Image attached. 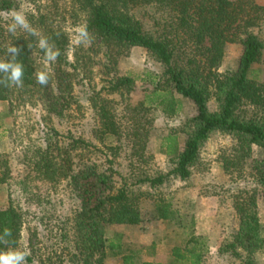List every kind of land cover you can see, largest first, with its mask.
Listing matches in <instances>:
<instances>
[{
    "label": "trees",
    "instance_id": "1",
    "mask_svg": "<svg viewBox=\"0 0 264 264\" xmlns=\"http://www.w3.org/2000/svg\"><path fill=\"white\" fill-rule=\"evenodd\" d=\"M26 1L30 5L25 14L28 21L49 38L60 56L55 62H47L37 46V37L20 28L14 34L7 31L10 23L3 13L18 9L20 4L19 0H0V59H8L6 50L15 45L21 48L16 59L24 66L23 87L0 86V102L7 101L11 108L36 105L48 120L62 119L81 106L75 89L87 81L91 88L87 100L96 120L94 136L114 157L125 146L129 149L131 176L117 172L119 184L114 168L103 170L90 160L88 155L99 149L96 144L81 136H64L54 127L43 143L30 147L26 154L35 178L48 180L53 186L68 180L79 201L72 218L76 250L72 264H107L108 259L118 257L129 264L132 256L124 252L123 233L109 235V227L139 225L146 195L139 187L161 185L170 174L188 179L215 131L236 140L229 154L222 157V168L232 173L247 163L257 184L235 194L238 226L220 247V254L239 257L245 264H262L255 255L264 252L259 208L264 192V156L257 155L255 146L264 151V81L253 74L264 50V41L256 32L264 24V4L257 0ZM144 6H153L162 14L157 28H146L137 17L135 10ZM82 26L91 36L87 46L77 45L72 38L73 30ZM232 42H241L243 51L234 66L221 72L226 47ZM135 46L153 56L162 71L143 76L123 74L120 58ZM45 70L51 74L46 87L35 79L38 71ZM213 95L216 110L209 106ZM183 98L192 101L197 112L163 138L162 149L172 163L171 170L157 175L144 169L137 171L139 164L148 163L152 157L148 147L157 112L178 114ZM181 133L186 136L183 146ZM110 137H115L117 144H107ZM1 167L0 184L8 179L7 160L0 162ZM151 217L189 227L188 215L177 214L172 203L163 199L156 203ZM23 224V212L13 202L0 208V233L5 228L12 230L11 247L18 246ZM195 234L192 232L183 245L173 248L179 264H202L205 242ZM4 248L0 244V250Z\"/></svg>",
    "mask_w": 264,
    "mask_h": 264
},
{
    "label": "rangeland",
    "instance_id": "2",
    "mask_svg": "<svg viewBox=\"0 0 264 264\" xmlns=\"http://www.w3.org/2000/svg\"><path fill=\"white\" fill-rule=\"evenodd\" d=\"M264 4V0H257ZM19 8L3 13L12 23L11 13L29 10L26 0H19ZM137 17L146 28L159 26L162 14L153 6L139 7L135 10ZM78 30V29H77ZM72 38L76 42L77 31L73 30ZM264 41V24L256 29ZM243 51L241 42L229 43L220 71L224 72L234 66ZM72 54V50L70 52ZM72 58V57H71ZM119 68L123 74L143 76L146 72L160 73L162 65L142 47H132L120 58ZM258 80L264 81V50L262 59L254 66V74ZM98 81V80H97ZM144 82L139 81V86ZM90 86L87 81L76 86L75 94L80 107H75L71 115L53 120L45 118V111L36 105H19L11 108L7 101L0 102V162L7 160L9 175L6 182L0 184V208L10 202L22 210L24 224L18 248L26 249L30 255L27 264H72L74 252L72 218L80 207L74 197L68 180L53 186L42 178H35L31 173L29 159L26 154L30 147L41 144L44 137L57 129L64 136L83 137L92 141L99 149L89 154L90 160L97 162L101 169L114 168L119 175L131 176L129 149L125 146L117 157L108 150L93 134L96 120L89 101ZM183 107L173 116H167L160 110L157 112L155 129L150 138L148 163L139 164V170L148 173L167 174L172 163L163 152V138L173 129H180L181 123L194 115L196 106L189 99L183 98ZM209 106L217 109V102L212 96ZM185 134H180L182 146ZM117 144L115 137L105 141ZM124 142V141H123ZM235 138L221 131H215L204 144L197 163L192 168L191 176L183 180L170 174L161 185L150 187L140 186L145 192L142 199L143 220L137 226L113 225L109 227V235L115 232L124 235V252L132 256L129 264H179L173 255V248L183 245L192 232L200 235L204 242L202 264H245L239 257L231 254H220V247L232 238L238 226V214L233 206L236 193L243 188L257 186L253 171L249 164L237 166L232 173H227L221 165L222 157L229 154L235 144ZM258 156L263 157L264 151L255 146ZM112 162V163H111ZM1 170L4 167L0 168ZM121 177H117L120 183ZM132 180V179H130ZM171 202L177 214H186L187 228L165 219H153L151 212L157 202ZM260 217L264 226V192L259 198ZM179 216V215H178ZM181 216V215H180ZM194 216V218H191ZM194 219V220H193ZM193 229V231H192ZM195 234V235H196ZM185 241V242H184ZM14 247V248H16ZM255 258L264 264V252L257 253ZM107 264H126L122 257L110 258Z\"/></svg>",
    "mask_w": 264,
    "mask_h": 264
},
{
    "label": "clouds",
    "instance_id": "3",
    "mask_svg": "<svg viewBox=\"0 0 264 264\" xmlns=\"http://www.w3.org/2000/svg\"><path fill=\"white\" fill-rule=\"evenodd\" d=\"M8 19V17H5ZM12 23L8 25L7 31L16 32L17 28L23 29L30 35L38 38V47L44 52V58L47 62H55L60 56V51L53 44L49 43V38L43 36L38 29L33 27L27 19L24 11L17 10L11 13ZM59 36L60 33H57ZM91 42V36L87 31L86 26H82L76 33V44L87 46ZM31 49L32 45L28 44ZM8 59H0V86L10 88L23 87L24 83V66L17 61L20 55L21 48L18 46H11L7 48ZM51 74L48 71H38L35 75L36 83L41 86H48ZM12 230L5 228L0 233V244L5 245L3 250H0V264H27V258L30 253L26 249L14 248L10 246Z\"/></svg>",
    "mask_w": 264,
    "mask_h": 264
}]
</instances>
